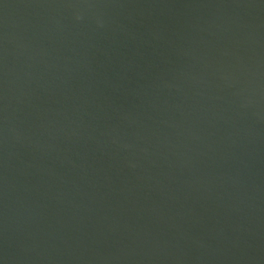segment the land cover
<instances>
[{
	"label": "water",
	"instance_id": "water-1",
	"mask_svg": "<svg viewBox=\"0 0 264 264\" xmlns=\"http://www.w3.org/2000/svg\"><path fill=\"white\" fill-rule=\"evenodd\" d=\"M0 264H264V0H0Z\"/></svg>",
	"mask_w": 264,
	"mask_h": 264
}]
</instances>
